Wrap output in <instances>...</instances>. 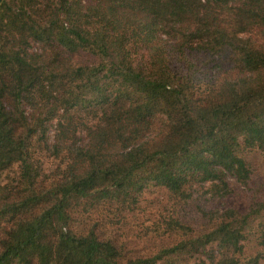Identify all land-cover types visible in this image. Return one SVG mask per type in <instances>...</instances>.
Here are the masks:
<instances>
[{
    "label": "trees",
    "instance_id": "1",
    "mask_svg": "<svg viewBox=\"0 0 264 264\" xmlns=\"http://www.w3.org/2000/svg\"><path fill=\"white\" fill-rule=\"evenodd\" d=\"M250 150L264 151V0H0V171L15 169L0 264H262L264 228L261 251L243 248L264 198L207 210L205 231L171 219L180 238L151 256L123 258L72 221L148 185L227 196L247 185ZM39 152L59 159L50 177Z\"/></svg>",
    "mask_w": 264,
    "mask_h": 264
},
{
    "label": "rangeland",
    "instance_id": "2",
    "mask_svg": "<svg viewBox=\"0 0 264 264\" xmlns=\"http://www.w3.org/2000/svg\"><path fill=\"white\" fill-rule=\"evenodd\" d=\"M29 44L30 52L38 53L40 51V46L36 42L30 40ZM72 115L79 122L89 121L90 117L83 110L73 111ZM52 130L50 129V136L53 134ZM37 159L43 173L50 177L59 159L41 152L37 153ZM245 159L250 170L247 185L233 183L228 177V181L232 182L230 185L232 189L227 196L209 199L208 194H201L202 190L196 188L192 190L189 198L179 200L163 188L148 185L142 189L137 196V201L131 205L107 200L101 202L90 200L75 206L72 210L73 224L77 226L78 230L83 227L86 229L92 227L95 233L101 234V237L117 243L123 258L154 255L180 238L178 232L172 231L168 224L171 219H178L193 233L205 231L210 228L209 225L213 222V220L208 222L207 210L211 209L213 212L214 209L220 212L226 205L255 206L258 201L264 198V151L250 150L245 154ZM14 172V168L0 171V187L5 183L9 184ZM201 209L207 213L204 218L201 217ZM257 226L264 228V207L250 223L253 234L244 242V257H253L262 249L258 245L259 233L254 231ZM212 254L216 256L215 251ZM200 260L207 263V258L199 254H195L189 262L197 263ZM156 263L164 264L165 260ZM260 263L263 264L264 260H260Z\"/></svg>",
    "mask_w": 264,
    "mask_h": 264
}]
</instances>
